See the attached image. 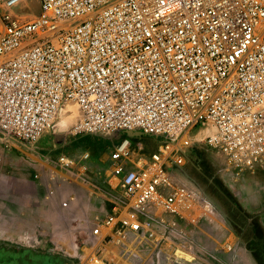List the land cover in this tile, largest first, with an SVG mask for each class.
<instances>
[{"label": "built area", "instance_id": "1", "mask_svg": "<svg viewBox=\"0 0 264 264\" xmlns=\"http://www.w3.org/2000/svg\"><path fill=\"white\" fill-rule=\"evenodd\" d=\"M35 1L38 14L0 0V141L31 150L72 102L75 134L121 133L105 180L123 196L90 228L93 244L129 233L156 244L164 215L194 219L179 173L198 137L264 170V0ZM90 158L56 162L83 173Z\"/></svg>", "mask_w": 264, "mask_h": 264}, {"label": "rangeland", "instance_id": "2", "mask_svg": "<svg viewBox=\"0 0 264 264\" xmlns=\"http://www.w3.org/2000/svg\"><path fill=\"white\" fill-rule=\"evenodd\" d=\"M29 2L31 8L26 11L38 14L37 2ZM67 108L72 115L66 120L68 128L59 125L63 120L60 115L54 128L47 131L31 150L9 153L0 141L2 241L59 255L70 264H87L85 259L90 254L99 256L106 264H159L164 251L175 253L172 258L175 263V259H183L179 257L183 244L193 249L198 247L195 230L213 229V222H223L224 217L237 218L240 207L255 206L257 200L264 205V170L239 168L215 149L198 142V137L179 173L183 182L197 194L194 219L183 217L184 221L177 226L175 217L164 215L161 238L156 244L147 245L142 237L131 233L120 242L93 244L90 228L123 196L120 188L110 187L105 180L110 172L108 156L121 133L75 134L73 127L80 118L78 105L72 102L64 107ZM135 139L150 150L156 149L157 142L152 137ZM86 152L91 155L87 172L82 173L81 164L67 170L56 162L61 153L80 160ZM65 202L67 206H64ZM205 240L201 239V242ZM193 260L192 257L187 262Z\"/></svg>", "mask_w": 264, "mask_h": 264}, {"label": "crops", "instance_id": "3", "mask_svg": "<svg viewBox=\"0 0 264 264\" xmlns=\"http://www.w3.org/2000/svg\"><path fill=\"white\" fill-rule=\"evenodd\" d=\"M238 217L240 221H235ZM238 217L213 222V229L195 230L198 247L193 249L187 244L181 247V252L194 258L193 262L175 259L173 263L175 253L164 251L159 264H264V205L258 200L255 206L244 205ZM182 221L183 217H175L174 224L181 225ZM191 221L193 224L194 220ZM201 239L206 240L201 242Z\"/></svg>", "mask_w": 264, "mask_h": 264}, {"label": "flooded vegetation", "instance_id": "4", "mask_svg": "<svg viewBox=\"0 0 264 264\" xmlns=\"http://www.w3.org/2000/svg\"><path fill=\"white\" fill-rule=\"evenodd\" d=\"M67 259L40 249L19 247L0 240V264H70Z\"/></svg>", "mask_w": 264, "mask_h": 264}, {"label": "bare ground", "instance_id": "5", "mask_svg": "<svg viewBox=\"0 0 264 264\" xmlns=\"http://www.w3.org/2000/svg\"><path fill=\"white\" fill-rule=\"evenodd\" d=\"M61 116L63 117V120H61L60 122H59V125H61V127L64 129H66V128H68V124L66 123V120L68 119V118H70L72 115H71V111L69 110V108H67V109H63L62 111H61ZM58 125V124H57ZM61 129V128H60ZM181 253V252H180ZM179 254V253H178ZM180 255V254H179ZM180 258H183L184 260H188V261H191V259H192V256L191 255H189V254H186V255H184L183 254V252H182V255H180L179 256ZM100 264H106L105 262H99Z\"/></svg>", "mask_w": 264, "mask_h": 264}]
</instances>
